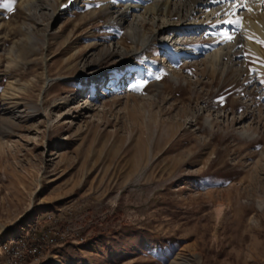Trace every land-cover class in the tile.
Segmentation results:
<instances>
[{
	"label": "rangeland",
	"instance_id": "rangeland-1",
	"mask_svg": "<svg viewBox=\"0 0 264 264\" xmlns=\"http://www.w3.org/2000/svg\"><path fill=\"white\" fill-rule=\"evenodd\" d=\"M66 1L0 0V243L25 222L48 247L21 264H264V39L214 71L233 25L136 47L114 19L147 0Z\"/></svg>",
	"mask_w": 264,
	"mask_h": 264
},
{
	"label": "bare ground",
	"instance_id": "bare-ground-1",
	"mask_svg": "<svg viewBox=\"0 0 264 264\" xmlns=\"http://www.w3.org/2000/svg\"><path fill=\"white\" fill-rule=\"evenodd\" d=\"M147 1L150 8L140 4H128L114 19V23L127 25L129 30L126 35L130 39V44L136 47L149 48L154 42L151 37L157 34L161 37H168L173 49L179 47L180 49H186L185 41L182 44L181 41L184 38L191 37L195 31L218 29L219 25L215 24L220 22L223 26L228 27L229 25L225 24L224 20L242 19V29L238 30L233 27L230 32V36L233 37L232 41L225 43V39L222 40L223 43L216 45L213 52L207 57L211 68L214 71H219L223 70L226 62L231 60L232 57L233 59L239 57V53H242L243 44L257 52V46L247 40V36L252 31L259 38L264 39V9L255 0H247L245 8H232L229 0H223V2H219V0ZM247 8H251L252 11L248 12ZM139 12H142V15ZM226 13L230 15H225ZM146 23L154 26L156 34L146 35L144 27ZM117 46L116 50L122 55V51ZM135 51H139V49H135ZM191 51L188 49L186 53L192 56ZM245 135L246 133H243V136Z\"/></svg>",
	"mask_w": 264,
	"mask_h": 264
},
{
	"label": "built area",
	"instance_id": "built-area-1",
	"mask_svg": "<svg viewBox=\"0 0 264 264\" xmlns=\"http://www.w3.org/2000/svg\"><path fill=\"white\" fill-rule=\"evenodd\" d=\"M25 222L18 225L21 235L14 234L6 241L0 243V256L7 262L24 263L26 260H38L42 257V253L48 247L46 233L36 235L34 229L24 225ZM30 235V237H28ZM46 259L43 260L45 262Z\"/></svg>",
	"mask_w": 264,
	"mask_h": 264
},
{
	"label": "snow or ice",
	"instance_id": "snow-or-ice-1",
	"mask_svg": "<svg viewBox=\"0 0 264 264\" xmlns=\"http://www.w3.org/2000/svg\"><path fill=\"white\" fill-rule=\"evenodd\" d=\"M219 2H223V0H219ZM229 2L231 3V7L232 8H245L246 4H247V0H229ZM255 2H257L258 4H260V6L262 7V9H264V0H255ZM248 12H251L252 9L251 8H247ZM225 15H230L229 13H226ZM232 15H234V13H232ZM225 24L228 25H233L234 27H239L240 25V21L239 20H232V19H226L224 20ZM233 37L232 36H227L226 39L224 40L225 43H230L232 41ZM157 79H159V77H157ZM141 88L144 87V85L140 86Z\"/></svg>",
	"mask_w": 264,
	"mask_h": 264
},
{
	"label": "crops",
	"instance_id": "crops-1",
	"mask_svg": "<svg viewBox=\"0 0 264 264\" xmlns=\"http://www.w3.org/2000/svg\"><path fill=\"white\" fill-rule=\"evenodd\" d=\"M55 246H56V245H55ZM55 246H54V247H55ZM54 247H53V248H54ZM56 248H57V247H56Z\"/></svg>",
	"mask_w": 264,
	"mask_h": 264
}]
</instances>
